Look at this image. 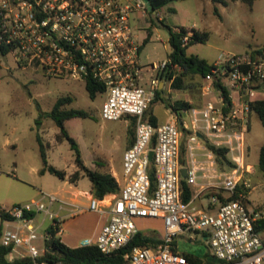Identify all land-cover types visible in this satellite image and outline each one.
Here are the masks:
<instances>
[{
    "label": "built area",
    "instance_id": "1",
    "mask_svg": "<svg viewBox=\"0 0 264 264\" xmlns=\"http://www.w3.org/2000/svg\"><path fill=\"white\" fill-rule=\"evenodd\" d=\"M150 16L145 0H0V66L11 58L21 68L35 67L48 77L93 80L102 86L98 93L107 94L102 118L136 119L134 142L123 155L125 184L117 194L91 196L88 210L106 213L109 220L96 239L86 238L80 246L96 245L112 254L140 231L136 219L161 218L162 242L135 247L124 255L122 264H193L172 247L174 237L187 231L201 233L213 249L214 262L203 264H263L264 237L256 222L264 214L249 206L244 189L250 187L246 175L255 172L245 162L246 133L251 103L262 98L264 50L228 53L211 63L201 85L202 104L174 113L173 121L154 125L145 118L146 111L156 92L165 88L159 73L169 60L147 67L142 63L147 36L141 34L139 20ZM191 35L183 37L184 44ZM208 142L225 147L234 165L221 169ZM183 153L188 155L187 164L182 162ZM202 156L213 167V174L204 176L222 177L209 183L215 189L207 196V207L197 203L199 195L184 200L181 186L183 168L190 185L197 184L199 172L208 170L198 158ZM236 191L238 197L232 200L219 196ZM47 199L7 209L12 218L3 221L0 244L11 247L10 261L28 257L30 264H68L40 259L45 245L40 247L37 240H45L47 232L39 234L34 218L26 216L44 212L60 231L61 219L53 206L62 207L64 201L56 193L47 194Z\"/></svg>",
    "mask_w": 264,
    "mask_h": 264
},
{
    "label": "rangeland",
    "instance_id": "2",
    "mask_svg": "<svg viewBox=\"0 0 264 264\" xmlns=\"http://www.w3.org/2000/svg\"><path fill=\"white\" fill-rule=\"evenodd\" d=\"M227 2V5H223L215 4L212 0H169L150 17L140 19L141 34L147 36L141 52L143 65L147 67L169 60L171 48L168 26L184 25L207 31L209 39L193 43L187 53L209 63L228 53L240 54L263 47L264 0H254L252 5L243 0ZM201 81L198 76L186 77L183 88L177 89L173 88L171 81H166L163 100L152 105L159 124L173 121V113L165 100H187L194 105L201 103ZM143 84L146 85V81ZM260 93L264 96V87ZM63 96L73 99L66 105L67 108L84 109L89 113L88 117H75L66 122L70 135L79 143L86 166L101 172L112 167L118 172L123 171V155L127 138H130L128 129L132 117L106 120L101 116V107L107 94L100 92L92 97L84 81L48 77L35 67L23 69L10 58L0 66V207L11 209L27 202L47 201V194L56 193L69 184L68 181L65 185V179L55 174L41 172L44 164L39 139L47 147L51 165L71 174L78 169L75 151L66 138L62 141L57 139L60 128L48 115L55 102ZM182 117L186 118L187 113L183 112ZM263 143L264 123L253 112L246 133L245 162L255 172L246 175L250 187L244 189V193L249 206L264 214V171L258 169ZM185 157L188 158L187 153ZM203 173L201 171L199 175ZM218 180L221 181L222 177ZM78 188L90 193V179L81 177ZM84 200L89 202V195L85 194ZM197 203L207 207L209 201L203 197ZM44 215V212L38 214L34 220L35 226L41 223ZM91 220L87 214L80 218L83 225L90 224ZM49 223L50 220H46L38 233L45 234V227ZM136 224L144 233L155 234L159 238L164 236L165 226L161 218H138ZM2 228L0 217V231ZM260 233L264 237V229ZM37 243L43 247L44 239H38ZM172 246L184 254L204 259L211 258L213 254L209 241L195 231L175 236Z\"/></svg>",
    "mask_w": 264,
    "mask_h": 264
},
{
    "label": "trees",
    "instance_id": "3",
    "mask_svg": "<svg viewBox=\"0 0 264 264\" xmlns=\"http://www.w3.org/2000/svg\"><path fill=\"white\" fill-rule=\"evenodd\" d=\"M169 0H150L151 3V15L154 11H158L162 6H164ZM215 4L227 5V0H212ZM244 2L252 5L254 0H243ZM217 11V10H216ZM163 23V20H160ZM179 31L175 30V27L168 26L170 32L169 45L171 52L169 55V62L164 71L159 73L160 77L165 81H171L173 88H183L186 77L194 78L196 76L200 77L201 80L205 78L206 74L210 71L211 63L207 62L205 59L199 58L195 55H189L187 49L190 45L196 42H205L209 39V33L207 31H201L196 28H189L186 26H177ZM189 32H192V35L189 37V40L186 44L183 42V37L186 36ZM264 50V46L258 49H255L254 52H261ZM200 83V87L202 85ZM86 88L92 97H95L98 92L102 89V86L96 83L93 80H89L86 83ZM164 90H158L156 96L151 103L150 107L146 111L145 118L148 119L152 124L158 125V119L153 114L151 107L153 103L158 102L162 99ZM73 99L69 96L60 97L54 104L52 110L48 115L55 121V123L60 128V133L57 135V139L62 141L66 138L72 149L75 151V162L78 169L70 175L71 181H77L81 176H87L91 183V193L93 196L98 198H105L108 195L117 194L120 191V185L117 179L110 172H101L98 170H93L86 166L82 158V153L79 147L77 140L70 135L66 122L75 117H88L89 113L84 109L79 108H67L66 105L71 103ZM167 106L171 109L173 113H178L182 110H186L194 106L193 103L187 100H176L171 102L170 100H165ZM252 111L255 112L260 120L264 123V99H257L251 103ZM135 124L136 119L132 118L131 125L128 129L129 146L132 145L135 138ZM40 141V150L43 160V168L41 169L42 173L50 172L59 176L61 179H66V171L58 169L55 166L51 165L48 161L47 147L44 142ZM207 146L216 154V160L219 163L221 169L227 168V166H233L234 164L228 160L225 147L216 146L210 142L207 143ZM184 149V146H183ZM184 161V160H183ZM258 169L264 171V143L260 149V157L258 163ZM152 185H156V173L155 168L151 172ZM181 186L183 190V199L189 200L194 195L193 187L187 182L186 179H182ZM238 191H241V187L238 188ZM238 191L232 194L229 197H224L222 194H219L222 200H232L238 197ZM214 193L212 190L207 193V196H210ZM35 213L26 214V216L34 218ZM0 217L2 222L5 219H11V214L7 209L0 207ZM256 228L260 231L264 229V218L258 219L256 222ZM59 230V224H51L47 229V236L45 239V252L41 256V260H48L51 262L65 261L68 264H122L124 261V255L132 251L135 247L138 246H150L154 247L162 242V239L155 234H147L142 231H139L132 241L123 249L118 250L112 254H105L96 245L90 246H79V247H70L66 245L57 237V232ZM2 231V230H1ZM0 231V236H1ZM175 250L176 248L172 246ZM11 250V247H7L0 244V264H30L31 258H16L12 261L9 260L8 254ZM184 254V253H183ZM193 264H203V263H213L214 261L211 258H201L192 254H184Z\"/></svg>",
    "mask_w": 264,
    "mask_h": 264
},
{
    "label": "crops",
    "instance_id": "4",
    "mask_svg": "<svg viewBox=\"0 0 264 264\" xmlns=\"http://www.w3.org/2000/svg\"><path fill=\"white\" fill-rule=\"evenodd\" d=\"M175 29H177V26L175 27ZM161 86H165V88L162 87V89L164 88V90H166L167 86H166L165 80L164 82L161 83ZM261 96H262V99H264V96L263 95ZM190 102L192 103V101ZM202 102L203 100L201 101L200 104L194 105V106H199L202 104ZM151 110H152V107H151ZM173 118H174V113H173ZM158 124H159V121H158ZM128 146H129V138H127L125 150L127 149ZM185 154L186 153L182 154L181 159H182V162L187 164L188 158L185 157ZM200 161L208 169L204 173L213 174V171H212L213 167L211 166L210 160L207 157L202 156ZM105 172H110L111 174H113V176L117 179L120 185V188L125 184L123 171L118 172L112 167L110 170L105 171ZM66 173L67 175L65 179V185L68 183V181H69V184H67L66 187H62L61 190H58L56 192L60 200L64 201V204L61 207V203L60 204L57 203V206L53 208L55 213H57L58 217L61 219V223H60L61 230L60 231L58 230L57 237L61 239L62 242H64L66 245L70 247H79L81 245L82 240L86 238H92V239L97 238L103 225H105L108 222L109 215L106 213L101 214V213L88 210V205L90 201L89 202L85 201L84 196L85 194L89 195V200H90L93 194L91 193V191L90 193H87L86 191L79 189L78 181L80 179H78L77 181H71L70 180L71 173L69 172H66ZM204 173L202 175H199L196 185H191L195 192L194 195H199L197 202L201 200L203 197H207V193L210 192V190L213 191L215 189V187L209 183H213L214 181L219 182L218 180H211L207 178L206 176H204ZM199 178L201 181H199ZM91 188H92V183H91ZM78 208H81V210L75 213V210ZM38 214L40 213H37L33 220H36ZM85 214L91 216L92 220L90 224L83 225L81 223L80 218L81 216ZM46 220H50V219L46 215H44L41 223H39L37 226L41 228L44 225ZM51 224H52V221L50 220V223L45 227V232H47V229ZM44 245H45V240H44Z\"/></svg>",
    "mask_w": 264,
    "mask_h": 264
},
{
    "label": "water",
    "instance_id": "5",
    "mask_svg": "<svg viewBox=\"0 0 264 264\" xmlns=\"http://www.w3.org/2000/svg\"><path fill=\"white\" fill-rule=\"evenodd\" d=\"M145 1L148 3V5H149L150 8H151L150 0H145ZM154 13H156V11H154ZM180 125H182V122H181V121H180ZM199 135H200L202 138H204V136H203L201 133H199ZM149 158H150V160L153 159V151H150ZM182 174H183V177H184V178L187 176V169H186V168H183V169H182Z\"/></svg>",
    "mask_w": 264,
    "mask_h": 264
}]
</instances>
